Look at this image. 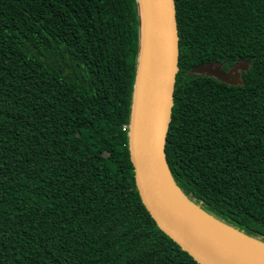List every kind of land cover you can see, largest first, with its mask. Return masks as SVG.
I'll use <instances>...</instances> for the list:
<instances>
[{
  "label": "trees",
  "instance_id": "1",
  "mask_svg": "<svg viewBox=\"0 0 264 264\" xmlns=\"http://www.w3.org/2000/svg\"><path fill=\"white\" fill-rule=\"evenodd\" d=\"M141 0H0V264H201L140 195ZM175 185L264 243V0H175ZM238 64L230 84L191 69Z\"/></svg>",
  "mask_w": 264,
  "mask_h": 264
},
{
  "label": "water",
  "instance_id": "2",
  "mask_svg": "<svg viewBox=\"0 0 264 264\" xmlns=\"http://www.w3.org/2000/svg\"><path fill=\"white\" fill-rule=\"evenodd\" d=\"M150 13L152 73L142 116L137 126L135 124L134 110L131 142L132 159L140 195L147 210L159 227L201 264H246L221 249L215 242L193 226L179 212L176 203L172 199V187L183 194L172 179L165 153L166 134L173 106L179 59V33L175 0H150ZM141 21L142 35V10ZM247 67V64L241 63L236 68L225 72L218 65L207 63L197 65L191 70L196 73H208L230 84H238L242 82L239 69H246ZM184 196L188 199L186 195ZM233 229L238 231L235 228ZM238 232L256 240L240 231ZM256 241L261 242L259 240Z\"/></svg>",
  "mask_w": 264,
  "mask_h": 264
},
{
  "label": "bare ground",
  "instance_id": "3",
  "mask_svg": "<svg viewBox=\"0 0 264 264\" xmlns=\"http://www.w3.org/2000/svg\"><path fill=\"white\" fill-rule=\"evenodd\" d=\"M143 17L142 58L139 75L138 92L135 104V124L141 119L148 85L152 73V30L150 0H141ZM171 196L179 212L199 231L205 234L221 249L246 264H264V244L246 237L220 222L208 212L193 204L179 190L171 188Z\"/></svg>",
  "mask_w": 264,
  "mask_h": 264
},
{
  "label": "flooded vegetation",
  "instance_id": "4",
  "mask_svg": "<svg viewBox=\"0 0 264 264\" xmlns=\"http://www.w3.org/2000/svg\"><path fill=\"white\" fill-rule=\"evenodd\" d=\"M237 66H238V65H237ZM237 66H236V67H237ZM236 67H233V68H236ZM233 68H231V69H233ZM239 70H240V69H239Z\"/></svg>",
  "mask_w": 264,
  "mask_h": 264
}]
</instances>
